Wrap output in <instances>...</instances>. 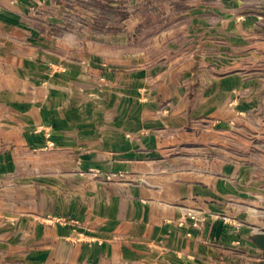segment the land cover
Returning <instances> with one entry per match:
<instances>
[{"label":"crops","instance_id":"0c3cea01","mask_svg":"<svg viewBox=\"0 0 264 264\" xmlns=\"http://www.w3.org/2000/svg\"><path fill=\"white\" fill-rule=\"evenodd\" d=\"M259 231L264 0H0V264H264Z\"/></svg>","mask_w":264,"mask_h":264},{"label":"built area","instance_id":"2783aa9c","mask_svg":"<svg viewBox=\"0 0 264 264\" xmlns=\"http://www.w3.org/2000/svg\"><path fill=\"white\" fill-rule=\"evenodd\" d=\"M54 142H51L53 145ZM207 217L201 214L200 211L196 209H187L184 215V218L178 221L179 225H183L185 222H188L193 227H200L205 221Z\"/></svg>","mask_w":264,"mask_h":264},{"label":"water","instance_id":"95a60500","mask_svg":"<svg viewBox=\"0 0 264 264\" xmlns=\"http://www.w3.org/2000/svg\"><path fill=\"white\" fill-rule=\"evenodd\" d=\"M255 245L261 250L264 257V231H259L252 236Z\"/></svg>","mask_w":264,"mask_h":264}]
</instances>
